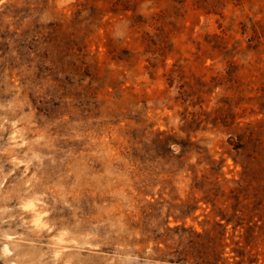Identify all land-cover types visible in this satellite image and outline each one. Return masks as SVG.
<instances>
[{"label":"rangeland","instance_id":"374dc122","mask_svg":"<svg viewBox=\"0 0 264 264\" xmlns=\"http://www.w3.org/2000/svg\"><path fill=\"white\" fill-rule=\"evenodd\" d=\"M0 264H264V0H0Z\"/></svg>","mask_w":264,"mask_h":264}]
</instances>
